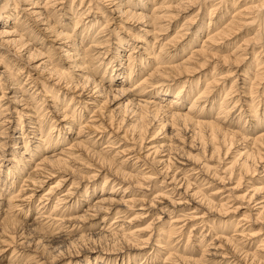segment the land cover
I'll return each instance as SVG.
<instances>
[{"label": "bare ground", "instance_id": "bare-ground-1", "mask_svg": "<svg viewBox=\"0 0 264 264\" xmlns=\"http://www.w3.org/2000/svg\"><path fill=\"white\" fill-rule=\"evenodd\" d=\"M69 2L0 0V44L13 55L19 49L22 51L27 48L20 57L33 65L31 68L45 73L46 79L53 85H60L68 92H79L72 97L64 95L63 99H59L58 90L55 91L53 85L41 86V90L36 85L27 87L28 83L25 86L16 85V82L10 83L13 74L7 73L6 66L4 71H0L6 82L0 83V87L3 85L6 89L8 86L9 94H13L7 99V93L2 90L0 96V101L7 99V102L0 104V196L10 191L8 202L14 198L19 201L15 205L12 202L8 205V208H16L15 213L10 216L3 213L4 217L0 220V246H12L15 235H12L11 229L25 224L26 228L33 231L54 227L59 232H76L68 244L85 246L88 244L86 242H92L93 247L87 245L85 250L98 254L89 264H111L113 260L117 261V258L109 256L111 252H128L130 255L127 250L142 248L140 245L150 243L157 249L153 251L156 252L153 257V252H149V256L146 254L150 257L149 260L152 258L156 261V257H161L163 264H264V232L263 237L257 241L264 231V224L259 223L264 221V87L259 90L264 82V0H79L80 6L83 5L81 8L86 5L88 8L81 12L78 19L73 20L74 34L70 30L71 22H67L70 17L66 18V13L72 16L71 11H75L77 6L74 5V0L70 11H67ZM78 9L80 10L78 7L76 11ZM91 11L98 12L102 19L105 18L101 24L99 16L95 17ZM59 12L63 15L62 18L59 17ZM187 13L195 15H186L183 22L176 25V28L179 27L173 37L163 38L161 43L158 38L171 28V23L176 22L174 20ZM115 14L120 20L135 26L134 29L124 27V34L128 39L117 38L115 27L106 30L111 21L116 20ZM89 16L91 19L86 22ZM26 18L29 23L23 25ZM143 26L145 28L142 30ZM93 29L95 34L92 33ZM39 31L45 36H38ZM105 32L107 34L100 35ZM49 34L53 36L52 40L49 39ZM143 34L150 39L143 37ZM32 36L38 39L40 46L30 43ZM45 37L53 45L43 41ZM185 40L187 42L184 43ZM158 41L159 45L155 50ZM30 45L32 46L29 47ZM54 50L60 51V57L66 61L70 60L67 68L57 61L60 59L56 57ZM109 51L112 54L107 57ZM180 56L182 59L177 60ZM105 58H108L105 64L108 70L104 75L106 73L109 77V84L97 78L99 67L95 65L96 61ZM215 59L223 66H229L228 71L218 74V63H215L213 70L205 76L199 75L197 85L192 86L190 77L201 74L208 63L214 64ZM1 61L3 60L0 59V63ZM233 67L245 69L239 75L237 73V78H233L229 86L226 80L236 72ZM20 69L22 67L19 72H23ZM70 70H81L83 73L74 76L70 74ZM203 76L205 80L201 84L204 86H201ZM119 81L121 82L118 83ZM171 87L175 88L174 91H171ZM133 92L135 96L132 95ZM75 96L83 99L82 102L87 105L93 104L90 111L92 114H88L91 119H85L87 106H75L74 109L70 107V101ZM118 97L126 101L112 108L108 114L102 112L104 104L115 101ZM215 108L218 110L216 114L212 113ZM100 112V119L92 118ZM53 114L58 117L57 121H54ZM114 118L119 120L118 124L114 122ZM49 120L52 124L47 129ZM61 121L66 123L63 127L65 132L56 128L57 122ZM119 122L125 125V133L120 139L124 136L126 138L128 132L140 135L132 142V148L138 143L137 148L142 149L144 141L148 139L144 136L153 127L146 153L144 151L124 158L123 155H127L124 149L113 154L117 138L112 136L108 127L113 129L115 125L114 128L119 129ZM90 125L94 132L87 131ZM165 127H170L168 134L171 137L175 136V132L179 136L177 131L186 132L190 136L188 138H191L187 145L189 150L183 151L179 146H173L169 139V142H165V139L156 141ZM9 131L19 132L21 135L13 136ZM68 133L72 134L71 139L67 137ZM204 133L208 138L206 141L209 142L210 139L208 144L211 150L206 154L208 160L201 156L203 160L199 161L196 154L201 151L197 148L196 139L200 135L203 137ZM100 140L107 145L96 149ZM235 143L240 146L230 161L223 166L218 164L219 161H216L217 164L210 163L215 153L222 157L220 160L228 158L227 154ZM8 145L14 155L10 163L7 160L8 165H3ZM222 148L221 154L219 152ZM204 149L203 147L204 153L208 151ZM79 156L88 158L89 162H84V175L73 180V172L71 175L68 172V163L80 159ZM128 162H132L131 166L134 167L140 163L134 168L136 172L127 170ZM149 162L157 165L155 171H152L153 165ZM171 163L180 165L172 167ZM28 167L31 169L28 172V177L31 176L29 184L23 183L20 189L12 190V180L22 175L21 172H25ZM218 168L222 175L218 173ZM65 171L68 174L54 181L40 195L36 207L41 218L39 223H26L19 219L21 216H29L30 203L46 179L55 178ZM73 171L77 173L76 170ZM159 175L163 178L159 179L162 189L156 192L152 200L143 202L141 199V204L138 202L140 210H144L139 215L143 216L152 204L157 206L160 201L157 198L166 199L161 202L163 206L158 210L160 213L170 211L169 214H176L167 215L168 219L162 228L146 224L147 226L131 229L124 225L138 218V214H135L126 219L130 206L135 202L129 197L132 184L134 186L146 180L149 182ZM101 176H104L99 185V192L102 194L89 203L86 209L75 213L81 200L85 201L82 196L97 193L98 188L90 185V182ZM233 178L235 185L228 186L226 182ZM21 181L26 182L27 179L22 178ZM243 183L247 185L245 193L233 192V189ZM81 184L84 190L78 189ZM226 192L228 193L225 195ZM231 198L242 200L234 206L229 204ZM49 203H53L52 208L45 211ZM191 203L192 207L189 209L174 210ZM72 210L74 212L71 213ZM231 211L234 212L233 215L230 214ZM155 219L161 221V217ZM99 220L105 224L109 222L108 227L105 228L104 225L95 229L94 224H98ZM256 225L260 226L255 227ZM188 226L190 232L185 239L183 230ZM216 227L220 230L215 231ZM84 228H89L90 231ZM203 230H209L210 236H216L218 242L214 246L213 243L209 245L205 242L208 234ZM142 231H149L150 234L142 238V234H139ZM193 232L195 236L196 233L200 234L194 243L191 238ZM7 235L8 238L1 239ZM136 241H140L139 244ZM118 243L119 247L113 246ZM254 244L256 247L253 251L245 249L248 246L253 249ZM211 246L214 248L212 251L209 249ZM197 250L200 252L199 257L196 256ZM4 251V248L0 249V253ZM209 251L210 254H207ZM12 252V256L17 258L7 264L40 262L36 260L38 256L34 260L37 262L33 263V256L19 259V252L16 249ZM205 255L211 258L203 259ZM39 256L43 258L41 254Z\"/></svg>", "mask_w": 264, "mask_h": 264}, {"label": "rangeland", "instance_id": "rangeland-1", "mask_svg": "<svg viewBox=\"0 0 264 264\" xmlns=\"http://www.w3.org/2000/svg\"><path fill=\"white\" fill-rule=\"evenodd\" d=\"M70 2L68 3V7H67V11H70V7H71V5H72V2L74 1H72V0H69ZM79 0H75V2H74V5L75 6H77V8L79 7L80 8V10L79 11H76L77 10V8L75 9V11H71V13H72V16L70 15V13H66V18L67 17H70L69 18V21L67 20V22H71L70 23V30H71V32L73 31V34H74V32H75V28H73L74 27V23H73V20L74 19H78V17H80L81 15V12H84V10L85 9H87L88 7V5H86L85 6V8H81V7H83V5L82 6H80V2H78ZM82 9V10H81ZM104 11V10H103ZM60 13V14H59ZM58 14H59V17H61L62 18V14H61V12H59ZM110 13V12H109ZM21 14H23V16L25 15L24 13H21ZM91 14H94V16L95 17H98L99 16V20H100V22H99V24H101L102 22H103V19H105L104 17H103V19H102V15L100 14V13H98V12H92L91 11ZM106 14H104V16H105ZM110 15V14H109ZM112 15V14H111ZM187 15V16H186ZM189 15V16H188ZM193 15H195V13L194 14H192L191 16H193ZM114 16V15H113ZM117 16V14H115V17ZM185 16L186 17H191L190 16V13H187V14H185V15H183V16H180L177 20H174V21H176V22H172L171 23V28H169V30H167V31H165L158 39H159V41L162 43L164 40H163V38H171V37H173V35L175 34V32H176V30L178 29V27L176 28V25L178 24V22L180 23H182L183 22V18H185ZM100 17H101V19H100ZM112 17V16H111ZM89 19H91V16H89V18L87 19V21L86 22H88L89 21ZM116 21H119V22H117L116 23ZM121 22V23H120ZM29 23V20H27V18H26V21H24L23 22V25H26V24H28ZM174 23V24H173ZM98 24V25H99ZM137 24V23H136ZM135 24V25H136ZM98 25L96 26L97 28H98ZM138 25H140V24H138ZM33 26H35L34 24H33ZM125 26H127V27H130V28H132V29H134L135 28V26H133L132 24H130V23H126V22H124L123 20H120L118 17H116V20L114 19V20H112L111 21V25L108 27V28H106V30H108V29H113L114 27H115V36L117 37V38H121V37H125V38H127L128 39V36H126L125 34H124V27ZM173 26V27H172ZM79 27H81V26H79ZM37 27H35V29H36ZM145 28V26H143L142 27V30ZM74 29V30H73ZM96 29V28H95ZM252 29V28H251ZM250 29V30H251ZM38 30V29H37ZM81 30V29H80ZM105 30V31H106ZM134 31H137L138 32V30H134ZM40 32V31H39ZM43 32H40L39 34H38V36H42V37H44L45 35L44 34H42ZM92 33H94L95 34V31H94V29L92 30ZM105 34H107V32H105L104 34H100V35H105ZM139 34H142V32H140L139 31ZM51 34H49V36H50ZM33 38H31V41H30V43L33 45V44H35V45H37V46H40V44H38V39H36V37L34 38V36H32ZM143 37H145V38H148V39H150V37H146L144 34H143ZM48 39V37H45L44 39H43V41L44 40H46V42L47 43H49V45H53V43L52 42H50V40H47ZM49 39H53V36H50L49 37ZM103 39H105V38H103ZM141 39H143V38H141ZM30 40V39H29ZM42 40V39H41ZM87 40V39H86ZM163 40V41H162ZM90 41V40H89ZM114 41L116 42L117 40L114 38ZM159 41L156 43V46H155V50H157V47H158V45H159ZM185 42H187V40H185L184 41V43ZM32 45H30L29 47H31ZM57 46H60V44H57ZM113 47H116V44H113ZM113 47H111V50H112V48ZM65 48H68V47H65ZM107 49V48H106ZM106 49H103V51L104 50H106ZM9 50H10V48H9ZM27 50V48L25 49V50H22L21 51V49H19L18 50V52L16 53V52H14L15 54L13 55L12 54V52H10V51H8L7 49H6V47H4L3 45H1L0 44V59H2L3 61H1V63H0V71H4V68H5V66H6V68H8L7 69V73H9V72H11L12 74H13V76H12V79H11V81H10V83L13 81V83L14 82H16V83H14V84H16V85H20V86H25V83L27 84H29L27 87H30V86H33V85H36L37 87H38V89H40L41 90V88L42 87H46V86H52L53 84H52V82L50 81V80H48V79H46L47 78V76H46V74L45 73H43V72H38V70H35V69H33V68H31V66H33V65H31V64H29V63H27V61H25L24 59H22V57H20V54H22L23 52H25ZM120 50H122V48H120ZM55 52V55H56V57H59V59L60 60H57V61H60L61 63H63V65H64V67L65 68H67L68 66L67 65H69L70 64V60L68 61H66L64 58H62V57H60V51H56V50H54ZM123 52H126V51H123ZM112 54V52L111 51H109V53L107 54V57L108 56H110ZM263 54V53H262ZM17 55V56H16ZM114 55V54H113ZM183 55L184 54H182L181 56L183 57ZM62 56V55H61ZM181 56L177 59V60H180V59H182L181 58ZM247 57H249L250 58V55H247ZM262 58H264V56L262 57ZM107 61H108V58H105V59H102V60H97L96 62V64L95 65H97V67H99V70H98V74H97V78H99V80L100 79H103L104 81V83L105 84H109V77L107 76V74L105 73V75H104V72L106 71V70H108V69H106V66H105V64L107 63ZM215 63L217 64L218 63V59H215L214 60V64H211V63H208L207 64V68H205V70H203V72L200 74H194V75H192L190 78H191V81H192V86L193 85H197V81H198V78L197 77H199V75H202V74H204V76L207 74V73H209L210 71H212L213 70V68L215 67ZM20 67H22V69H20V70H23V72H19V68ZM61 67H63L62 65H61ZM10 68V69H9ZM230 67L228 66H223L222 64H220V62L217 64V73L219 74V73H226V71H228V69H229ZM247 68V67H246ZM245 68H238V67H233V70H234V72H235V70H236V74L234 73L233 74V76L232 77H230V78H228L227 80H226V82H228V84H229V86H230V84L232 83V81H233V78L235 79V78H237L236 77V75H237V73H238V75L240 74V72H242V70H244ZM71 71V73L70 74H74V76H76L75 74H82L83 72L80 70V71H72V70H70ZM142 71V70H141ZM6 72V71H5ZM109 71H107V73H108ZM144 73V72H143ZM196 73V72H195ZM244 73V72H243ZM18 74H19V76H18ZM28 74H30V77L28 76ZM103 76V77H102ZM204 76H203V78L200 80V85L201 86H204V85H202L201 83V81L202 80H205L204 79ZM0 83H2V82H5V79H4V77L2 76V75H0ZM13 77H15V78H13ZM78 78V77H77ZM117 80V79H116ZM183 80H185V79H183ZM194 81V82H193ZM121 81H119L118 83H120ZM6 83V82H5ZM195 83V84H194ZM42 84V85H41ZM239 84H240V82H239ZM15 85V86H16ZM241 85V84H240ZM2 87H0V96H1V91L2 90H4V92H6L7 93V99H8V97H10V96H12L13 94H9V87L7 86V88L6 89H4L5 87L3 86V85H1ZM42 86V87H41ZM54 86V90L55 91H57L58 90V97H59V99H63L64 98V95H66V97H72L74 94H78L79 92H68V91H66L64 88H62V86H60V85H53ZM39 87H41V88H39ZM117 87V86H116ZM262 87H264V82H263V84L260 86V88H259V90H263V88ZM16 88V87H15ZM171 91H174V87H171ZM198 89L200 90V86L198 87ZM19 90V89H18ZM31 92V91H30ZM43 93V92H42ZM135 92H133V96H135V94H134ZM197 92H195V94H196ZM42 95H44V94H42ZM25 96H28L27 94H25ZM39 97V96H38ZM42 97V96H41ZM76 98L73 100V101H70V102H72V106H70V107H73V109H74V107L75 106H77V108H80L81 106H87V109H88V113H87V118H85L86 120H88V119H91V118H89L88 117V114H92L90 111L92 110V107H93V104H91V105H87V104H85L84 102H82L83 101V99H80V97H77V96H75ZM138 97V96H137ZM220 97V96H219ZM219 97H216L217 99H219ZM44 98V97H43ZM143 98H145V97H143ZM153 98H155V97H153ZM7 99H3L2 101H0V104H3V103H5V102H7ZM70 99V98H69ZM68 99V100H69ZM80 99V100H79ZM119 99V100H118ZM118 99H115V101H112V102H108V103H106V104H104V106H103V110H102V112H106V114H108V113H110V111H111V109L112 108H114L115 106H117V105H119L120 103H122V102H124V101H126V99H123V98H121V100H120V97H118ZM156 99L158 100L159 98H157L156 97ZM121 101V102H120ZM82 102V103H81ZM90 103V102H89ZM113 103H116L115 105H113ZM188 101L186 102V105H188ZM96 104V103H95ZM6 105H8V104H5V106ZM185 105V104H184ZM64 106H66V105H64ZM76 108V107H75ZM90 109V110H89ZM105 110V111H104ZM69 111V110H68ZM80 111V110H79ZM214 111V112H213ZM218 110H217V108H215L214 110H212V113H215L216 114V112H217ZM102 112H100L99 114H96L95 116H93L92 118L93 119H96V120H98V119H100V117L102 116L101 115V113ZM239 112V110L238 111H236L234 114H237ZM236 116V115H235ZM53 117L55 118V120L54 121H57V119H58V117L57 116H54V114H53ZM86 117V116H85ZM96 117V118H95ZM119 117V116H118ZM115 118H117V117H115ZM114 118V119H115ZM107 119V118H106ZM105 119V120H106ZM83 120V119H82ZM117 121H119V120H116L115 119V121L114 122H116V124H118V122ZM92 122H94V121H92ZM92 122H90V124H92ZM51 122H50V120L49 121H47V129L48 128H50V125L52 124H50ZM57 124H58V126L56 127L57 129H59L58 131H62V132H65V130L63 129V127H64V125L66 124L65 123V121L64 122H57ZM115 126V125H114ZM114 126H113V129H111L110 127H108V130H110L111 132L110 133H112V136H115L117 139L115 140V143H116V148H115V151L113 152V154L116 152V151H118V150H124V149H126V151L124 152L125 154H127V155H123V157L124 158H127L128 156H134L136 153H138L137 155H139L140 153L142 154V153H144V151H145V153L147 152V146L149 145V141H150V139H151V137L152 136H150L149 137V135L150 134H152V132H153V127H150L151 129H149V131H148V133L149 134H147L146 136H144L145 138H148V139H146V141H144V145H143V147H142V149L141 148H137L138 147V143H137V145H134L135 147L134 148H132V142H134L135 141V139H137L138 138V136H140V135H136L135 133H131V132H128L127 133V137L125 138V136L124 137H122L121 139H120V137L121 136H123L124 135V133H125V125L122 123V122H119V127H121V128H119V129H115L114 128ZM247 126V125H246ZM245 126V127H246ZM116 127V126H115ZM124 128V129H123ZM247 128V127H246ZM56 129V130H57ZM115 129V130H114ZM55 130V131H56ZM88 130H92L93 132H94V130L91 128V125L89 126V128H87V131ZM166 130V131H165ZM114 131V132H113ZM164 131V132H163ZM169 131H171L170 130V127H165V128H163V130H162V132L163 133H161L159 136H160V138H157L156 139V141L158 140H160V141H162V139H165L164 141L165 142H169L168 141V139L171 141V144L173 145V146H175V145H177V146H179L180 148H181V150L183 149V151H187V150H189L188 148H187V145H188V143L191 141V138H188V137H190L186 132H184V131H177L178 133V135L179 136H177L176 135V132H175V136H170L169 134H168V132ZM12 133V135L13 136H16L17 134H20L21 135V133H19V132H16V133H14V132H12V131H9V133ZM182 132V133H181ZM74 133V132H73ZM202 135H204L203 137L201 136V138H200V136H199V138L197 137V142H196V145H198L197 146V148H199L200 149V151L201 152H199V154H200V156H198L199 154H196L197 155V157H199V161L200 160H208L207 159V157H206V154H209V150H211L210 149V139H209V142H207L208 141V138L206 139V137H205V133L204 134H202ZM70 137L69 139H71V137H72V134H67V137ZM76 136V135H75ZM163 136H166L165 138H163ZM170 136V137H169ZM108 137V136H107ZM106 137V138H107ZM132 137H133V139H132ZM205 137V138H204ZM171 138V139H170ZM178 138V139H177ZM68 139V140H69ZM167 140V141H166ZM207 140V141H206ZM70 141V140H69ZM101 142H99V145H97V146H95L96 147V149H100L101 147H103L102 145H104L105 146V144L107 145V143L106 142H103L102 140H100ZM155 141V140H154ZM201 141V142H200ZM139 142V141H138ZM199 142V143H198ZM205 142V143H204ZM66 143H68V141L66 142ZM209 143V144H208ZM207 144V145H206ZM10 145V144H9ZM7 146V148H6V157L3 159V165H8V162H7V160L9 159V163H10V159L12 158V156L14 155V152L12 153V150H11V147L10 146ZM67 145V144H66ZM65 145V146H66ZM130 145V146H129ZM202 145V146H201ZM234 145V146H233ZM232 146H231V149H230V151H229V153L227 154L228 156V158H226V159H221L220 160V158H222V157H220V156H218L217 155V153H215V155H213L214 157H213V159L212 160H210V163L211 164H217L216 163V161H219L220 163H218V164H220V166H223L224 165V163H227L228 161H230L231 159H232V157L234 156V152L238 149V146H240V145H238L237 143H235V144H233ZM203 147L205 148L204 150H206L208 147V151H206V152H208V153H204L203 152ZM137 148V150H133V149H136ZM194 153H196V151H193ZM222 152H223V148L221 149V152H219V153H221L222 154ZM131 154V155H130ZM173 155H175L174 153H173ZM230 155V156H229ZM233 155V156H232ZM126 156V157H125ZM203 157V159H202V157ZM83 157V156H82ZM80 158V156H79V158L80 159H77V160H74L73 162L71 161L70 163H68V168H69V166H70V169H68V170H70V171H68V172H70V175H71V173L73 172V174L71 175V177H72V179L74 180V179H78L79 177H81V175L83 174V173H85L86 172V169L84 168V162H86V161H88V158H86V157H83V158ZM201 157V158H200ZM219 158V159H218ZM175 159H177V161H179L178 160V157H175ZM121 160V159H120ZM89 162V161H88ZM132 162H134V161H132ZM132 162H128V164H126V166L128 167L127 168V170H129V171H133V172H136V170H134V168H137L136 166L138 165V164H140V163H138L135 167L133 166H131V164H132ZM150 163V162H149ZM151 165H153L152 163H150ZM83 165V166H82ZM178 165H180L179 163H175V164H173V163H171L170 164V166H172V167H175V166H178ZM156 166L157 165H153L152 166V171H155V169H156ZM29 167H31V166H29ZM27 168V170L25 171V172H21V174L22 175H20L19 177H17V178H12L13 180L12 181H14V184H13V186H12V190H17V189H20V186H22L23 185V183H25L26 185H28L29 184V182H30V177H28V172H30V168ZM83 167V168H82ZM3 168H5V166L3 167ZM75 168V169H74ZM72 170V171H71ZM73 170H76V172L78 173H75ZM218 170V173L220 174V175H222V173H221V170H220V168H218L217 169ZM68 172H66L65 171V173H59V174H57V176H58V178H57V176H55V178L53 177V178H51L50 180L49 179H46V182L42 185V187H40V188H38L37 189V191H36V197L34 198V199H32V203H30L31 205L29 206L30 208H31V211L29 212V216L27 217V218H24V217H19V219H21V220H24V222H26V223H32V224H38L39 223V219L41 220V218H39V213L37 214V212H36V207H37V204H38V201H39V198H40V195L42 194V193H44L46 190H48V188L50 187V185L52 184V183H54V181H56V180H58L59 178H61V176H63V175H65V174H68ZM80 173V174H79ZM24 174V175H23ZM84 175V174H83ZM28 177V178H27ZM237 177V176H236ZM2 178V177H1ZM27 179V181L26 182H22L21 181V179ZM103 178H104V176H101V177H99V178H97L96 180H94V181H91L90 182V185H92V186H95V187H97L98 188V190H97V193H95L94 195H91L90 196V193H89V195L87 194L86 196H82V198L83 199H85V201H83L82 202V200H81V204H80V206L78 207V208H76L74 211H75V213H79V211H82L83 209H86V207H87V205L89 204V203H92V202H94V200L98 197V196H100L101 194H102V192H99V190H100V182L103 180ZM16 179V180H15ZM159 179H163L162 178V176H158L157 178H155L154 180L152 179V180H149V182H146V181H141V183L140 184H134V186H133V184H132V186H131V188L130 189H132V190H130V193H129V197L133 200V201H135V202H133L132 203V205L130 206V208L129 209H131V210H129V213H128V218H126V219H129L131 216H134L135 214H138L139 215V212H141V211H144V210H140V206L138 205L141 201V199H143L144 201L143 202H146L147 200H152L153 199V197H154V195L156 194V192L161 188V184H160V181H159ZM234 178L233 179H229V181H227L226 183H228V186H234L235 185V183H234ZM87 181V180H86ZM71 181H69V183H70ZM152 182V183H151ZM0 183H1V181H0ZM92 183V184H91ZM99 183V184H98ZM216 182H214V184H215ZM225 183V182H224ZM251 183V182H250ZM249 182H248V184H250ZM86 184V182L84 181L83 182V185H85ZM150 185V186H149ZM217 185H220V184H218L217 183ZM246 187H247V185H246V183H243V184H241L240 186H238V188H235V190L233 189V192H235V193H237V194H243V193H245L246 192ZM64 189H66V187L65 188H63L62 190H64ZM79 190H84V187L82 188V184L81 185H79V188H78ZM162 189V188H161ZM208 189V188H207ZM206 189V190H207ZM60 191V190H59ZM160 191V190H159ZM82 192V191H81ZM16 194L15 195H17V192H15ZM101 193V194H100ZM228 192H226V193H224L225 195L227 194ZM82 194V193H81ZM224 194L222 195V196H224ZM10 191H7V192H4V195L3 196H0V220L4 217V214L3 213H5V215L6 214H9V216H10V214H13V213H15V209L16 208H14V207H11V208H8V205L9 204H12V205H15V203H19V201L17 200V198L15 199H11V200H9V202H8V198H10ZM175 198H177L178 196H174ZM173 197V198H174ZM157 199H159L160 201V203L159 202H157V206L156 205H154V204H152V206H150L149 208H148V210L147 211H145V213L143 214V216H141V215H136V217H138V218H136V219H132L130 222H129V224H127V223H124V225L126 224L127 226H130L131 227V229H135V228H138L139 226H141V227H144V226H147L148 224H150V226L152 225L153 227H159L160 226V228H162L163 227V225H165L164 224V222L166 221V219H168V216L167 215H171V216H174L176 213L174 212V213H171V214H169L170 213V211H164L163 213H160V211H158L159 210V208L160 207H162L163 205L161 204V202H164V201H166V199L164 200V199H160V198H157ZM241 200H242V198H236V199H232L231 198V200L229 201V204L230 205H233L234 204V206H236L237 204H240L241 203ZM12 202V203H11ZM139 202V203H138ZM21 204V203H20ZM52 204L53 203H49L48 205H47V208L45 207V211H46V209H48V211H50L49 209L50 208H52ZM141 204V203H140ZM228 204V205H229ZM134 205V206H133ZM245 205V204H244ZM132 207V208H131ZM192 207V203L191 204H183V205H181L179 208H176V209H174L175 211H177V209H189V208H191ZM247 207V206H246ZM167 208H169V207H167ZM172 208V207H171ZM7 209H10V211H8ZM73 209V208H72ZM144 209H146V208H144ZM246 209V208H245ZM4 211V212H3ZM37 211H38V209H37ZM73 210L71 211V213L72 212H74ZM138 212V213H137ZM241 212H243V210L241 211ZM167 213V214H166ZM233 211H231V215H233ZM174 214V215H173ZM2 215V216H1ZM114 215V214H113ZM38 216V217H37ZM130 216V217H129ZM239 216H241V214L239 215ZM109 217H111V215L109 216ZM141 217H143V218H141ZM156 217H161V221H158V220H154V218H156ZM36 219L38 220V222H36ZM152 220H154L153 221V223H151V221ZM123 221H125L124 219H123ZM157 221V222H156ZM150 222V223H149ZM109 222H107L106 224L105 223H102L100 220L98 221V224H94L95 225V229H100V228H102V226H104L105 225V228H107L108 227V224ZM260 223V225H262V224H264V221L263 222H259ZM118 224V223H117ZM147 224V225H146ZM116 225V224H115ZM218 224L216 223V226H217ZM260 225H256L255 227H259ZM20 229H19V228ZM94 227V226H93ZM42 228V227H41ZM54 227H52V228H48V227H43L42 229H40V230H38V231H36V230H34L33 231V229H31V228H26V225L25 224H23L22 226L20 225H18L15 229L17 230H15L14 228L13 229H11V233H13L12 235H15V238L13 239V241H14V243H12V246L10 245V246H8V247H2V245L0 246V249H2V248H4V252H2V253H0V264H7V263H9L12 259H14V258H17V257H13L12 256V251H13V249H16V252H19L18 253V258L19 259H24V258H26L27 256H30V257H32L33 256V260L31 261V262H33V263H35V262H37V261H35L34 262V260H35V258L37 257V259L36 260H39L40 262H39V264L41 263V264H89L90 263V261H94L93 259H94V257L95 256H97L95 253H93L91 250H85V248H86V246L88 245V247H93V245H91L92 244V242H86V243H88V244H86L85 246L84 245H79V246H76V244L74 245L73 243V245H71V244H68V241L70 240V238L73 236V235H75L76 234V232L73 234V233H71V234H69L68 232H66L65 230L62 232H59V229L58 228H54ZM84 229H86L87 231H90V229L89 228H84ZM94 229V230H95ZM189 229H190V227L188 226L187 228H184V236H183V238H187V236H188V234H189ZM216 230L215 231H219L220 229H218L217 227L215 228ZM14 230V231H13ZM16 231V232H15ZM151 231V230H150ZM204 231V230H203ZM214 231V232H215ZM205 233H207L208 235L206 236V240H205V242L206 243H209V245L210 244H212L213 243V246H214V243H217L218 241H217V239H215V237L216 236H213V234H211V236H210V231L209 230H205L204 231ZM263 232L264 231H262L261 232V234H260V236H259V238L257 239V241L259 240V239H261L262 237H263ZM16 233V234H15ZM19 233V234H18ZM139 234H142V238H146L149 234H150V232L148 231H142V232H139ZM195 234V232H193V234H192V243H194L195 241L194 240H198V235L200 236V234L199 233H196V236L194 235ZM187 235V236H186ZM8 236L9 235H7V236H4V237H2L1 239H5L6 237L8 238ZM17 236V237H16ZM70 236V237H69ZM193 236H194V239H193ZM69 237V238H68ZM184 239V240H185ZM17 241V242H16ZM139 242L140 241H136V243H138L139 244ZM153 242V241H152ZM185 242H186V240H185ZM204 242V243H205ZM175 243H176V241H175ZM14 244V245H13ZM193 245V244H192ZM195 245V244H194ZM76 246V247H75ZM113 246H115V247H119L120 246V243H118L117 245H113ZM142 248H137V249H135V250H127V251H129L130 252V255H129V253L128 252H120V251H117V252H111V254H109V256H111L113 259L114 258H117V261H115L114 262V260H113V262L111 263V264H163V260H162V258L161 257H156L157 258V260L156 261H154L152 258L149 260V258H148V253L149 252H153L154 250H156L157 248L153 245V244H147V245H140ZM145 246V247H144ZM190 246V245H189ZM20 247V248H19ZM249 247V248H248ZM248 247H245V249H248V251H253L254 249H255V247H256V245L254 244V246L252 247L253 249H250V247L251 246H248ZM6 248V249H5ZM78 248V249H77ZM209 249L212 251V250H214V248L211 246V247H209ZM211 251H209V253H207V254H210V252ZM156 253V252H155ZM154 252H153V254H151V257H153V255L155 254ZM42 255L43 256V258H41V256H39V255ZM101 254V253H100ZM148 256H147V255ZM20 255V256H19ZM102 255V254H101ZM107 255V254H106ZM106 255H104V256H106ZM144 255H146V256H144ZM11 256H12V258H11ZM16 256H17V254H16ZM22 256V257H21ZM196 256H200V252H199V250H197V253H196ZM130 257V258H129ZM206 257H210L209 255H205V257H203V259H206ZM147 258V259H146ZM155 257H154V259H156ZM211 258V257H210ZM88 259H90L89 261H88ZM202 259V258H201ZM53 261V262H52ZM152 261H154V262H152ZM52 262V263H51ZM110 264V263H109Z\"/></svg>", "mask_w": 264, "mask_h": 264}]
</instances>
